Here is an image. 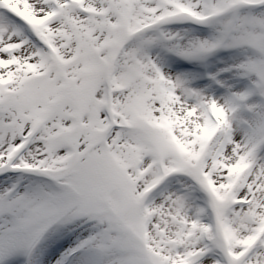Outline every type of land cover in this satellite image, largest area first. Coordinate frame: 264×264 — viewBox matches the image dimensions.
Listing matches in <instances>:
<instances>
[{
	"label": "snow or ice",
	"instance_id": "snow-or-ice-1",
	"mask_svg": "<svg viewBox=\"0 0 264 264\" xmlns=\"http://www.w3.org/2000/svg\"><path fill=\"white\" fill-rule=\"evenodd\" d=\"M0 264H264V0H0Z\"/></svg>",
	"mask_w": 264,
	"mask_h": 264
}]
</instances>
